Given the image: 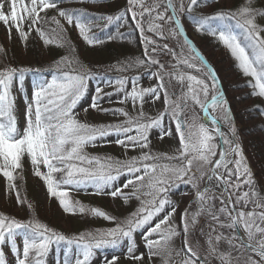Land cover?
Masks as SVG:
<instances>
[{"label":"snow or ice","instance_id":"snow-or-ice-1","mask_svg":"<svg viewBox=\"0 0 264 264\" xmlns=\"http://www.w3.org/2000/svg\"><path fill=\"white\" fill-rule=\"evenodd\" d=\"M61 2L62 0H0V22L5 25L9 37L14 27L21 40H27L30 32L35 30L46 44L54 43L38 25L46 22V18L40 15L41 12L56 9L58 16L68 25L74 24L79 35L89 45L98 43L94 37H90L85 17L79 10L59 8ZM206 2L207 0H187V3L185 0H128L129 7L126 10L115 16L99 17L112 23L123 20L126 12L130 13L135 28L143 36L146 49L144 59L129 61L127 67L145 64L157 66V71L151 73L157 81L152 87L141 88L139 77L131 78L130 91L125 88L129 77H119L115 81L119 85L116 91L123 93L121 103L130 100L134 110L139 104V111L135 115H130L125 108H100L99 100L103 89L96 87L97 95L90 107L105 114L123 116L125 119L120 122L90 124L76 118L73 110L87 92L90 70L83 66L80 70L67 67L71 62L62 58L59 63L65 64L66 68L61 69L58 64V74L53 75L50 82L45 81L36 86L32 94L33 100L27 105L26 122L21 129L14 115L12 89L17 74L22 85L27 69L12 66L0 68V173L7 179V190L16 192L18 204L26 203L14 183L17 179L14 173L17 170L23 171V160L27 157L33 174L43 180L49 195L58 198L65 212H87L115 223L111 228L97 229L68 238L38 220L22 221L0 212V264H45L51 246L60 242H65L69 247L75 245L79 249L74 264H90L95 249L115 247L124 238L130 242L128 253L131 258L142 260L143 253L133 254L136 247L134 233L141 229L149 260L161 257L163 264H171L173 243L177 237H181L180 250L188 254L180 264H209V257L216 258L219 264H264V195L255 187L252 172L245 162L240 145L236 143L232 146L233 141L227 139L221 131L215 115L211 116V124L214 126L212 129L204 123L197 124L195 115L192 123H188L184 115L190 99L204 115L209 114V109L215 111L218 106L223 105L224 119L227 121L231 115L227 101L222 93L213 94L209 99V83L191 74L186 79L199 86V90L189 83L187 93L180 98L183 103L179 99L173 100L168 93L164 75L183 82L185 74L164 73V64L154 57L160 51L173 57L177 54L167 43L158 44L157 40L143 35L146 24L147 31L161 40L182 36L181 54L187 46L191 53H195V57H185L178 60V64L182 63L199 72L198 65L190 62V59L199 58L208 69L211 88L215 89L218 82L215 70L201 57L186 35L181 21L182 15H190L196 31H208L218 36L238 62L237 66L243 74L254 78V83L249 81L254 90L252 95L264 97V36H261L264 27L255 22L258 15H264V10L250 7L252 0H246L244 5L235 10H220L213 15L193 14L194 8ZM137 8L140 10L134 11ZM51 21L61 31H66L60 19L51 17ZM233 22L242 30V39L233 32ZM26 27L28 31H25ZM5 51L0 46V53ZM201 93L205 98L203 102L200 99ZM161 95L164 99V111L154 117L146 114L143 111L145 97H150L155 102L161 99ZM165 118L174 124V131L171 127H166ZM153 129H159L161 140L165 136L178 139V147L173 154L152 150L150 133ZM232 131L234 133L235 129ZM213 132L223 140V145L214 142ZM113 135L117 137L114 143L125 152L139 149L140 154L119 159L109 155H92L86 151L88 146L95 147L100 141L107 143V137ZM224 145L232 146L233 158H230ZM57 173L61 174L59 179L56 178ZM121 177L126 179L117 186ZM205 177L207 183L201 187V181ZM178 183L191 185L195 189L194 200L189 202V208L193 203L197 205V211L193 213L189 212V208L184 209L180 214L179 225L174 222L179 205L169 198V192ZM89 184L96 189L98 195L120 197L125 203L135 198L140 202L139 206L123 220H117L98 207H89L80 201L73 202L68 191L62 187L80 188ZM245 186L248 190L241 191ZM129 188L132 189L131 192L124 191ZM201 215H205L209 222L207 233L201 229L207 245V256L203 257L193 250V245L199 247V242L189 241L192 234L190 224L194 227ZM219 230H227L229 234L225 235ZM18 236L23 237L22 247L17 244ZM224 244L227 246L226 250H221ZM5 247L10 249L13 257L11 261L6 257ZM176 254L179 255V252ZM117 259L113 255L106 264H117ZM63 264H72L67 253Z\"/></svg>","mask_w":264,"mask_h":264},{"label":"rangeland","instance_id":"rangeland-1","mask_svg":"<svg viewBox=\"0 0 264 264\" xmlns=\"http://www.w3.org/2000/svg\"><path fill=\"white\" fill-rule=\"evenodd\" d=\"M72 1L73 0H62L58 7H83L86 10L94 11H108L112 8L110 7L111 5L95 3V1L91 0H82L81 2H78L77 0L74 2ZM185 3H187V0H185ZM245 3L246 0H207V2L203 3L200 7L194 8L193 14L213 15L220 10H235L237 7L242 6ZM249 6L254 9L264 10V0H252ZM139 10L140 9L138 8L134 9V11ZM5 11H7V7L5 8ZM40 15L45 18L57 17L61 21H65L58 16L56 9L47 10L46 13L41 12ZM181 21L198 51L205 56L215 69L221 83L222 91L219 89L218 84H216L215 89L211 88V81L208 79V69L203 65L199 58L190 59L191 63L198 65L200 69L199 72L196 69L188 68L182 63L178 64V60H182L185 57H195V53H191L187 46L184 47L183 54H181L180 45L183 43V37L178 36L175 39L165 40L164 43H167L169 48L174 49L177 55L176 57H173L168 53L167 58H163L162 64L165 66L164 73H183L185 74V79L181 82L180 80L165 74L164 79L168 93L173 100L179 99L180 102L183 103V100L180 98L184 93H187L189 83H192L193 87L199 90V86L186 79L188 74L196 75L200 79H205L206 82L209 83V99L213 94L222 93L224 99L227 101V106L231 111L230 119L225 121L223 105L218 106L215 111L211 110L212 115L217 117L220 129L225 133L227 139L233 141L232 146L236 143L240 145L245 157V162L253 176L256 177L257 182L262 188H264V154L261 156L259 148L257 149L255 147L257 144H260V148L264 152V109L261 110L259 104V101L262 102L264 97L258 95L256 97V95H252L254 90L249 84V81L254 83V78L244 75L243 71L240 68H237L238 66L234 67V65H232L236 62L235 58L231 55L230 50L218 39V36H214L208 31H196L192 17L186 13L181 16ZM255 22L261 27H264V15H258ZM213 27H215V25H213ZM68 28L69 30L71 28L70 32L72 33L71 36L73 35V39L76 37L75 42H80L79 31L75 25L73 24L72 27L68 26ZM88 30H91V25H88ZM232 30L238 35V37H240L239 32L242 33V30L237 28L234 22ZM25 31H28L27 27L25 28ZM150 34L153 33L147 31V25L145 24L144 35L150 37ZM165 35H167V27H165ZM261 36H264V32H261ZM241 38H243L242 35ZM142 45H144V47L146 46L145 41ZM0 46H3L6 50L5 53H0V68L12 66L27 69L24 73L22 85L17 74L12 89V94L15 100L14 115L17 118L18 127L22 129L27 118V105L33 100L32 94L35 91L36 86L45 81L50 82L53 77V74L50 72L42 71L43 73L41 72V74V70L38 69L39 66H43L45 62L51 60V51L49 49L47 50L44 40L35 30L30 32L27 40H21L14 27L12 28L11 36L9 37L6 27L2 22H0ZM248 51L251 54V50L249 49ZM84 58L87 62L101 64V62L97 60V57L91 52L86 53ZM155 71L146 69L144 75L141 74L135 76L139 77V86L141 88L152 87L157 83L156 79L151 76V73ZM110 81L111 83L100 80L96 83L91 82L90 91L81 98L73 110L78 120L90 124H100L108 122L115 123L125 119L123 116L105 114L90 107L93 99L97 95L95 91L97 86L103 89L101 99L99 100L100 108H125L130 115L137 114L139 111V104H137V107L134 110L130 100L121 103L123 93L116 91L119 87V85L115 83L116 79ZM131 87V78H129V83L126 84L125 88L130 91ZM200 99L202 102L205 99L203 93L200 94ZM164 108L163 95H161V99L156 100L155 102H153L150 97H145L143 111L149 116H156L159 112L164 111ZM184 115L188 123H192V117L195 115L197 124L204 123L210 129L214 127L211 124L210 119L203 114L199 106L194 105L190 99L188 100L187 109L184 110ZM165 125L166 127H171L174 131V124L167 118H165ZM233 128L235 129L234 133L232 131ZM213 135L215 136V132H213ZM116 138L117 137L114 135L109 136L107 137V143L100 141L95 147L88 146L86 151L92 155H109L119 159L138 156L140 154L139 149H129L125 152L122 147L114 143ZM150 139L152 150L154 152H167L171 155L178 147V139L174 136H165L162 140L159 139V129H153L151 131ZM214 142L218 145H223V140L219 136H215ZM232 146L224 145V148L230 153V158L234 157V154L231 153ZM217 151L219 152V148ZM42 170L46 171V169ZM14 175H17V179L14 183L17 185V190L19 191L21 198L25 199L26 203L23 205L17 203L16 192H10L7 190V179L2 173H0V212L22 221H28L29 219L38 220L48 228L53 229L68 238L80 233L94 232L97 229H107L115 226L114 222L93 216L87 212L83 214L78 211L75 213L65 212L59 204L58 198L49 195L46 184L43 180L33 174V170L27 157L23 160V171L21 172L20 170H17V173H14ZM60 175L61 174L57 173L56 178L59 179ZM125 179L126 177H121V180L117 182V186L122 184ZM206 183L207 179L205 177V179L201 181L200 186L203 187ZM62 187L64 190L68 191L69 198L73 202L80 201L86 206L98 207L109 215L116 217L117 220H123L129 215V213L135 211L140 203L135 198L125 203L120 197L113 198L107 194L98 195L96 194V189L92 185L80 188L73 186ZM124 191L131 192L132 189L129 188ZM194 196L195 189H193L191 185L184 183H178L177 186L173 187L169 192V198L179 205L174 217L175 224L179 225L181 223L180 214L185 208H189V202L194 200ZM29 205H31V207H29ZM216 207H219L218 201L216 202ZM196 211L197 205L193 203L189 208V212L193 213ZM201 229H203L205 233L209 231V222L205 215H201L197 218V223L194 227L190 224V232L192 234L189 236V241L195 240L199 242V247L193 245V250L197 251L198 254L203 257L207 256V245L206 237L201 235ZM219 231H223L225 235L229 234L227 230ZM142 232L143 230L141 229L134 233L136 247L133 253L134 255H140L143 253L144 258L142 260H133L131 258V255L128 253L130 242L127 238H124L115 247L109 246L95 249L90 264H106V261L111 260L113 255L118 258L117 264H163V259L161 257H153L149 260L148 251L142 240ZM22 240L23 237H17V244L20 247H22ZM58 245H60L61 248H57ZM66 245L65 242H60V244L54 243L45 258V264H63L66 253L71 258L72 264H74L75 255L79 252V249L75 245H72V249L69 250V246L67 245L66 248ZM226 247V244L222 245L221 250H226ZM173 248L174 251L170 257L171 264H180L181 260L187 258L188 255L186 252L180 250L181 237L175 239ZM4 251L7 259L11 261L13 257L10 249L5 247ZM177 252H179V255L176 254ZM70 253L72 254L70 255ZM233 255H236V253H233ZM208 261L209 264H219V261L214 257H209Z\"/></svg>","mask_w":264,"mask_h":264},{"label":"trees","instance_id":"trees-1","mask_svg":"<svg viewBox=\"0 0 264 264\" xmlns=\"http://www.w3.org/2000/svg\"><path fill=\"white\" fill-rule=\"evenodd\" d=\"M74 1L75 0H73L72 2ZM77 1L81 2L82 0ZM91 1H95V3L99 4L111 5L110 7L112 8H110L108 11L86 10L83 7L72 6H66L63 8H67L70 10H79L80 14L85 17V23L87 25H91V32L89 31L90 37H94L95 40L99 42L89 45L81 36L79 38L80 42H75L76 37H74L73 39V35L71 36L72 33L70 32L71 28L70 30L68 28V26L72 27V25H68L66 21L60 20L61 25L64 29H66V31H61V29L57 27V25L52 23L51 17L46 18V22H43L38 26L47 33L48 39L54 40L55 42L46 44L44 41L47 50L49 49L51 51V60L45 62L43 66L38 67V69L41 70L40 73L43 71L50 72L53 75H57V65L59 64V67L61 69H65L66 65L60 64L59 62L62 60V58H67V61L71 62L67 65V67L80 70L81 66H83L90 70L91 78L88 81V92L90 91L91 82L96 83L98 80L109 82L110 80L117 79L122 76L132 78L136 75H144V71L146 69H150V71H157V66H148L147 64L140 67H127V63L129 61L134 62L137 58L144 59V52L146 49V46L144 47V45H142L144 43L143 36L140 33L139 29L135 28V22L132 20L130 13L126 12L125 18L119 22L114 21L112 23H109L106 19L99 18L101 16H115L117 13L126 10L129 7L128 0ZM52 29H55V31H51ZM150 35L152 39L157 40L158 44H163L165 42V40H161L153 34ZM239 36L241 38V32H239ZM90 52L97 57V60L100 61L101 64H94L86 61L84 56L86 55V53ZM167 55V52L160 51L154 58L158 59L160 63H162L163 58H167ZM237 64L238 62L236 61L232 65H234V67H237ZM87 92L85 94H87ZM262 103H264V100H262V102L259 101L261 110L264 109V104ZM260 146V144H257L255 147L257 149L259 148V152L262 156L264 152L262 151ZM252 179L254 181L256 189L259 190L260 193L264 194V188L260 186L253 174ZM246 190H248L247 186L241 189V191ZM65 247L67 248V245ZM57 248H61V246L58 245ZM68 249L71 250L72 248L69 247ZM71 254L72 253H70V255Z\"/></svg>","mask_w":264,"mask_h":264},{"label":"water","instance_id":"water-1","mask_svg":"<svg viewBox=\"0 0 264 264\" xmlns=\"http://www.w3.org/2000/svg\"><path fill=\"white\" fill-rule=\"evenodd\" d=\"M185 28V27H184ZM185 32H186V35L188 36V38L193 42V40L189 37V35H188V33H187V31H186V29H185ZM193 44H194V42H193ZM195 45V44H194ZM196 47V46H195ZM200 53V52H199ZM200 55H201V57L204 59V60H206V62H207V64L212 68V69H214L213 67H212V65L209 63V61L205 58V56L202 54V53H200ZM200 60V59H199ZM201 61V60H200ZM204 65V64H203ZM215 70V69H214ZM215 74H216V76H217V73H216V71H215ZM217 78H218V76H217ZM217 84H218V87H219V89L222 91V87H221V83H220V80H219V78H218V82H217Z\"/></svg>","mask_w":264,"mask_h":264},{"label":"bare ground","instance_id":"bare-ground-1","mask_svg":"<svg viewBox=\"0 0 264 264\" xmlns=\"http://www.w3.org/2000/svg\"><path fill=\"white\" fill-rule=\"evenodd\" d=\"M212 109H209V114L208 115H206L207 116V118L208 119H210V121H211V116H212V111H211Z\"/></svg>","mask_w":264,"mask_h":264}]
</instances>
